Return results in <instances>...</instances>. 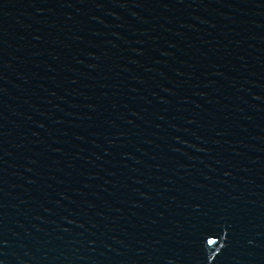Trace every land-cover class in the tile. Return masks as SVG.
I'll list each match as a JSON object with an SVG mask.
<instances>
[{"label":"water","instance_id":"obj_1","mask_svg":"<svg viewBox=\"0 0 264 264\" xmlns=\"http://www.w3.org/2000/svg\"><path fill=\"white\" fill-rule=\"evenodd\" d=\"M0 264H264V0H0Z\"/></svg>","mask_w":264,"mask_h":264}]
</instances>
